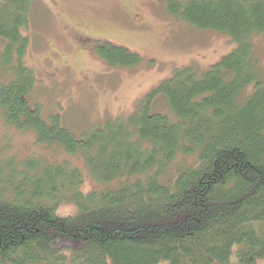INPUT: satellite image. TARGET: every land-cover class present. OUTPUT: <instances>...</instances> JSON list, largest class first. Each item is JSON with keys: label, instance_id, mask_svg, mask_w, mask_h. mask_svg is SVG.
<instances>
[{"label": "trees", "instance_id": "16d2710c", "mask_svg": "<svg viewBox=\"0 0 264 264\" xmlns=\"http://www.w3.org/2000/svg\"><path fill=\"white\" fill-rule=\"evenodd\" d=\"M35 0H0V116L35 144L78 157L94 180L82 192L68 161L0 162V264H256L264 260V77L253 55L264 36V0H176L173 19L225 35L235 48L209 70L181 68L124 121L75 134L44 119L27 95L23 30ZM109 68L137 67L136 53L100 42ZM162 97L169 116L152 113ZM192 158L171 180L177 158ZM74 208L60 216L59 207ZM70 253L65 256L64 253Z\"/></svg>", "mask_w": 264, "mask_h": 264}, {"label": "rangeland", "instance_id": "374dc122", "mask_svg": "<svg viewBox=\"0 0 264 264\" xmlns=\"http://www.w3.org/2000/svg\"><path fill=\"white\" fill-rule=\"evenodd\" d=\"M168 1L176 0H35L23 30L28 43L23 60L35 78L26 97L29 104H37L44 119L57 116L62 127L82 134L93 126L129 118L136 104L174 71L191 67L201 74L235 48L225 35L197 31L173 19L167 13ZM100 42L134 52L142 62L137 67L109 68L94 54ZM252 42L264 77V36ZM152 104V113L169 116L162 97ZM29 157L49 164L68 161L82 175L83 193L131 181L102 186L78 157L37 146L32 133L14 131L0 116V162ZM193 164L192 158H177L161 179L169 181L178 168ZM59 208L60 216L74 213L67 204Z\"/></svg>", "mask_w": 264, "mask_h": 264}, {"label": "clouds", "instance_id": "9594fccd", "mask_svg": "<svg viewBox=\"0 0 264 264\" xmlns=\"http://www.w3.org/2000/svg\"><path fill=\"white\" fill-rule=\"evenodd\" d=\"M64 255L67 257V256H69V255H70V253H68V252H65V253H64Z\"/></svg>", "mask_w": 264, "mask_h": 264}]
</instances>
